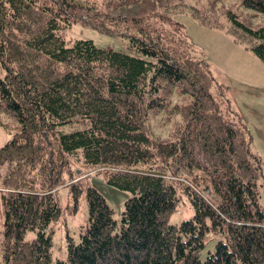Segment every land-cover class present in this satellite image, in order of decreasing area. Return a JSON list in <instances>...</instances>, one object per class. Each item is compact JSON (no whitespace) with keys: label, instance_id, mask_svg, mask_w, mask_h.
Listing matches in <instances>:
<instances>
[{"label":"trees","instance_id":"trees-1","mask_svg":"<svg viewBox=\"0 0 264 264\" xmlns=\"http://www.w3.org/2000/svg\"><path fill=\"white\" fill-rule=\"evenodd\" d=\"M143 1L0 0V127L11 135L0 147L2 264H264L251 135L171 13L190 9L218 25L181 0L117 14ZM238 1L264 14V0ZM228 16L227 31L264 63V27ZM76 22L125 38L140 56L91 40L68 46L61 32ZM171 94L193 100L179 106ZM153 112L178 115L171 141L152 136ZM73 162L131 196L118 225L103 196L86 188L87 224L77 243L67 236L66 260L52 261L62 213L55 191L70 185L72 212L81 193ZM182 197L193 213L170 224Z\"/></svg>","mask_w":264,"mask_h":264},{"label":"rangeland","instance_id":"rangeland-1","mask_svg":"<svg viewBox=\"0 0 264 264\" xmlns=\"http://www.w3.org/2000/svg\"><path fill=\"white\" fill-rule=\"evenodd\" d=\"M102 2L103 0H94ZM180 0H146L133 8L117 11L122 15H145L151 11H162L169 3ZM187 7L199 10L203 19L218 27L203 25L190 9L171 13V17L183 26L188 41L194 48V55L204 60L214 78L225 87V95L231 107L240 115L250 135V150L259 159L260 172L257 179L259 205L264 213V63L243 44L237 42L227 31L232 26L235 16L245 26L255 29L264 27V14H257L243 8L238 0H181ZM61 36L69 46L75 40H91L95 46L130 55L140 56L128 49L125 38L100 33L91 25L76 22L65 28ZM3 70L0 68V77ZM170 100L182 106L193 100V96L178 97L170 95ZM165 113L153 112L150 115L152 136L159 142L172 140V132L179 122L178 115L165 118ZM11 139V135L0 127V147ZM73 181L80 180L77 186L81 190L77 199V208L72 212V195L67 183L56 189L55 196L62 213L52 226V261L66 260L67 236L74 243L79 241L81 228L87 224V206L85 190L94 188L112 210L113 219L120 224L124 202L131 196L128 191L120 190L106 182L104 176L96 170H85L80 163L73 162ZM5 166H0V190ZM193 210L186 197H182L175 213L170 217V224H178L189 219ZM2 217L0 215V264H2ZM34 232H27L25 240H31ZM216 239L209 240L200 253L201 259L213 251Z\"/></svg>","mask_w":264,"mask_h":264}]
</instances>
